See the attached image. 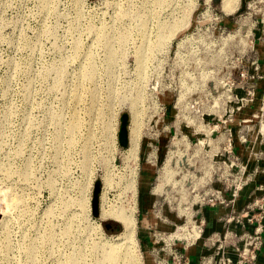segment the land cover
I'll return each instance as SVG.
<instances>
[{"label":"rangeland","instance_id":"374dc122","mask_svg":"<svg viewBox=\"0 0 264 264\" xmlns=\"http://www.w3.org/2000/svg\"><path fill=\"white\" fill-rule=\"evenodd\" d=\"M240 1L225 13L222 0H178L166 14L185 27L166 38L145 0H0V264H110L102 253L123 226L78 204L97 180L100 201L134 213L130 252L148 263L141 180L163 194L156 210L180 216L208 191L224 139L201 135L200 115L250 56L244 36L262 14L258 3L236 10ZM123 113L134 151L117 143Z\"/></svg>","mask_w":264,"mask_h":264},{"label":"crops","instance_id":"0c3cea01","mask_svg":"<svg viewBox=\"0 0 264 264\" xmlns=\"http://www.w3.org/2000/svg\"><path fill=\"white\" fill-rule=\"evenodd\" d=\"M251 1L241 0L236 10L248 8ZM253 23L256 27L253 31V57L259 64V77L249 85L253 90L252 101L240 107L229 122L216 123L215 125L219 128L218 133L206 128L201 134L204 137H215L219 141L230 135L231 151L236 158V163L243 168L246 183L231 203L197 207L199 217L204 221V227L201 238L186 250L188 264H221L224 259L229 260L230 264H236L237 250L245 246L246 236L253 230L252 225L241 215L245 212L250 213L247 207L255 199L264 196V116H261V110L264 107V33L261 17H255ZM235 92L238 98L245 96L244 90L237 89ZM183 127L188 128L186 125ZM183 130L181 133L185 138L194 135L189 129ZM154 150L157 157L154 156L153 161L161 163L164 155L158 156L157 143ZM145 162H147L146 159ZM151 166H154L152 161ZM141 167L143 174V162ZM145 186L148 184L141 180V188ZM141 188L137 197L140 218L137 236L146 263L148 261L147 264H153L149 252L155 246L153 233L155 231L170 233L181 223V220L179 215L171 213L166 206L157 210L154 208V202L161 200L163 196L162 193L155 192L156 188L153 193L151 189L148 191ZM212 188L222 191V197L227 202L231 200V193L221 182H213ZM211 240L214 241L213 244L210 243ZM218 245L221 246L220 249ZM253 264H264V234L261 249Z\"/></svg>","mask_w":264,"mask_h":264},{"label":"built area","instance_id":"2783aa9c","mask_svg":"<svg viewBox=\"0 0 264 264\" xmlns=\"http://www.w3.org/2000/svg\"><path fill=\"white\" fill-rule=\"evenodd\" d=\"M257 3L262 4L261 21L264 33V0H252L247 9L255 8ZM253 30L254 23L251 24V28L246 29L244 36L245 39L251 37L249 39V43L252 44L250 56L241 58L240 66L237 67L235 74L231 71L227 73L225 80L219 81L220 92L215 90V98L210 96L209 99L205 100L206 103L209 100L213 101V105H211L213 110L210 113L201 114L200 118L204 126L207 129H212V132L219 130L215 125L216 123L229 122L240 107L252 101L253 90L249 85L259 77V64L253 57ZM237 89L245 91L243 98L237 97L235 92ZM197 104V101L193 102V105ZM160 109L164 111L163 106ZM186 116L190 117L188 113ZM261 116H264V107L261 110ZM211 122H213V125H211ZM225 131L228 132V130ZM181 138L185 137L181 135ZM176 149L180 151L178 147ZM223 154L225 158H222ZM212 167L216 170L211 171L212 176H210V173L208 174V191L202 194L203 197H195L194 201L188 204L189 207L183 209L182 216L179 215L182 218L181 223L175 226L170 233L156 231L153 233L155 246L149 251L153 264H188L186 250L201 238L204 227V221L199 217L197 207L231 203L245 185L243 168L236 163V158L231 151L230 135L226 139L224 138V145L220 149L219 159L213 163ZM234 169L237 170L234 171ZM213 182H221L224 185V188L231 193L232 198L230 201L227 202L222 197V191L212 188ZM247 210L250 213L245 212L241 217L252 225L253 230L246 236L245 246L237 250L238 261L236 264H253L263 242L264 196L255 199L247 207ZM210 243L213 244L214 241L211 240ZM218 247V249L221 248L220 245ZM221 264H230V261L224 259Z\"/></svg>","mask_w":264,"mask_h":264},{"label":"bare ground","instance_id":"6f19581e","mask_svg":"<svg viewBox=\"0 0 264 264\" xmlns=\"http://www.w3.org/2000/svg\"><path fill=\"white\" fill-rule=\"evenodd\" d=\"M149 1V2H148ZM178 1V0H177ZM176 0H145L144 3L148 2L153 6V9H150V13L154 12L153 17L155 18V23L157 24V36L168 38L172 36L178 28L185 27L183 22L177 24L175 19L172 20V17L168 18L166 11H171L174 8V4L177 2ZM233 0H222L221 2V10L225 13H229L234 8L232 7ZM233 4V5H232ZM147 7V6H146ZM146 7L141 8V10L146 12ZM151 8V7H148ZM233 8V9H232ZM125 15V14H124ZM152 17V18H153ZM172 21V22H171ZM153 21H151L152 23ZM107 129L109 128L106 127ZM107 134H110V130L106 131ZM136 135H134V131H132L130 144H132L131 151L135 150L136 145L134 144V139ZM174 150V149H173ZM171 150L169 153H173L174 151ZM85 167L87 168V161L85 163ZM104 183L109 184V177L106 176ZM110 186V184H109ZM101 203L99 204V217L101 219H112L119 222L124 230L123 233L117 237L118 239L116 242L109 243V246L103 251L102 253V260L100 263L107 262L113 264H140L139 259L130 252V247L134 243V227H135V219L134 213L132 211H128L121 206H117L110 202L106 203L104 197L101 196ZM90 203V204H89ZM79 206L82 210L89 211V206L91 208V201L87 203L85 199L79 201ZM135 246V245H134ZM135 249V248H134ZM133 250V249H132ZM139 258V257H138ZM71 261L75 263L77 261L76 258L72 257ZM77 263V262H76Z\"/></svg>","mask_w":264,"mask_h":264},{"label":"water","instance_id":"95a60500","mask_svg":"<svg viewBox=\"0 0 264 264\" xmlns=\"http://www.w3.org/2000/svg\"><path fill=\"white\" fill-rule=\"evenodd\" d=\"M129 116L123 113L119 118V129L117 133L118 145L126 149L129 145V132H128ZM99 201H100V181L97 180L93 184L92 197H91V215L93 218H99ZM110 225L105 224V229H109Z\"/></svg>","mask_w":264,"mask_h":264}]
</instances>
